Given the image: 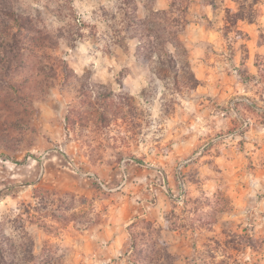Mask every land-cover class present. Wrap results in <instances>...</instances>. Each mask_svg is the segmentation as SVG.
Segmentation results:
<instances>
[{
    "label": "rangeland",
    "instance_id": "obj_1",
    "mask_svg": "<svg viewBox=\"0 0 264 264\" xmlns=\"http://www.w3.org/2000/svg\"><path fill=\"white\" fill-rule=\"evenodd\" d=\"M0 264H264V0H0Z\"/></svg>",
    "mask_w": 264,
    "mask_h": 264
}]
</instances>
